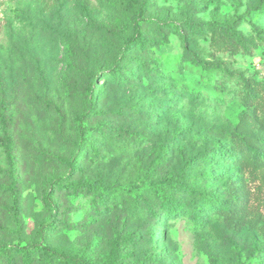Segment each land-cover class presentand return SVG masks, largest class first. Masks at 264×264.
<instances>
[{
	"label": "rangeland",
	"instance_id": "1",
	"mask_svg": "<svg viewBox=\"0 0 264 264\" xmlns=\"http://www.w3.org/2000/svg\"><path fill=\"white\" fill-rule=\"evenodd\" d=\"M213 20L258 46L232 53ZM135 23L146 42L112 74ZM83 113L108 126L89 142ZM229 130L250 152L209 161L217 143L234 150ZM0 139V264H24L4 244L32 243L77 264H264V3L0 0ZM166 178L185 207L208 193L234 210L169 217L149 189ZM134 183L139 196L120 189Z\"/></svg>",
	"mask_w": 264,
	"mask_h": 264
},
{
	"label": "trees",
	"instance_id": "2",
	"mask_svg": "<svg viewBox=\"0 0 264 264\" xmlns=\"http://www.w3.org/2000/svg\"><path fill=\"white\" fill-rule=\"evenodd\" d=\"M261 2L264 3V0H261ZM211 24L218 25L220 28H222L231 38V45L233 50L232 53H235L239 49L245 52H250L252 49L256 48L258 44L256 41L248 37L247 34H245L242 30L235 27L233 24H230L227 21L223 20H213L210 22ZM146 42L145 38L142 36L140 31V23H135L133 26V34L129 37H127L122 44V48L117 53V57L114 60L113 66L110 69V73L112 74H120L121 69V60H122V53L127 47H133L138 45H144ZM96 77L91 78L90 84L91 87L95 84ZM221 93V92H220ZM93 104V103H92ZM91 104V105H92ZM87 117V114H77L74 117L75 122V128L78 131L79 140L89 142L88 133L89 132H100L102 126H107L106 124L100 125L97 124L95 126H88L85 123V119ZM108 127V126H107ZM228 134H230V139L234 143L235 147L234 150H231L228 148L227 145H221L219 143L216 144L215 148H213L209 154V161H226V162H235V160L239 159L240 153L244 152L245 150L250 152V146L243 142V140L237 136V133L235 130H229ZM91 143V142H90ZM0 146L6 147L7 149L11 146V141L9 140H2L0 139ZM216 158H213V157ZM169 179L166 178L164 180H161L159 182H153L149 185V189L152 191L154 196L160 200L161 203L167 205L166 208V215L171 217L175 214H182L183 212H189L192 215L195 214L196 217H199L200 211L206 209L213 213L217 212L220 214H231L234 210L233 206H228L227 204H219L218 200L215 196H212L208 193L199 195L200 193H197L201 197V203L199 205H193V207H185L184 204L178 203L172 196H170L164 186L166 183H168ZM188 187H186L187 189ZM127 194H131L134 196H139L140 192L143 189V185L139 183H134L129 186H123L120 188ZM195 190H190V192L196 193ZM13 194H15V190L13 189ZM237 203V202H235ZM241 203V201L239 202ZM15 206H18L16 204ZM5 249L7 250H14L16 252H19L22 256L23 263L24 264H33L32 259V250L37 249L38 247H41L43 250L48 252L49 254H55L58 257L63 258L65 261V264H77L79 263V260L72 257V256H65L60 251H57L55 249L49 248L48 246H41L38 243H32L29 246L26 247H20L16 246L14 244L6 245L4 244ZM116 249V248H115ZM9 257V256H7ZM6 257V258H7ZM109 264H117V260L115 257H112L109 261Z\"/></svg>",
	"mask_w": 264,
	"mask_h": 264
}]
</instances>
